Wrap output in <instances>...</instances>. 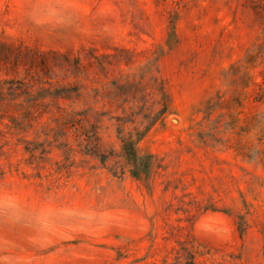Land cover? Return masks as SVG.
<instances>
[{
  "label": "rangeland",
  "instance_id": "rangeland-1",
  "mask_svg": "<svg viewBox=\"0 0 264 264\" xmlns=\"http://www.w3.org/2000/svg\"><path fill=\"white\" fill-rule=\"evenodd\" d=\"M9 79L0 264H264V0H0Z\"/></svg>",
  "mask_w": 264,
  "mask_h": 264
},
{
  "label": "trees",
  "instance_id": "trees-1",
  "mask_svg": "<svg viewBox=\"0 0 264 264\" xmlns=\"http://www.w3.org/2000/svg\"><path fill=\"white\" fill-rule=\"evenodd\" d=\"M15 79H9L1 81L0 84H7L12 85L16 84L13 82ZM6 81V82H5ZM2 85H0V92H2ZM9 91H13L16 93L19 91L17 88H11ZM1 96H6L0 93V102ZM136 141L130 139L122 140V153L125 157L126 162L130 166V175L135 178L139 179L141 176H145L146 178L150 175L151 165H152V156L151 155H140L137 153L135 148ZM7 151L1 150L0 154H6Z\"/></svg>",
  "mask_w": 264,
  "mask_h": 264
}]
</instances>
